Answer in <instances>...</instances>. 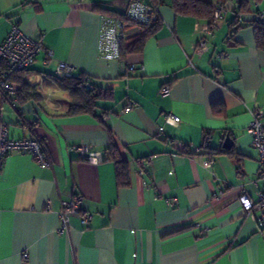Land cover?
Returning <instances> with one entry per match:
<instances>
[{
	"label": "crops",
	"instance_id": "obj_1",
	"mask_svg": "<svg viewBox=\"0 0 264 264\" xmlns=\"http://www.w3.org/2000/svg\"><path fill=\"white\" fill-rule=\"evenodd\" d=\"M108 1L0 0V42L18 22L51 51H40L24 73L35 99L13 102L0 93V127L13 139L37 138L50 160L41 166L14 152L2 160L0 264H264V227L238 201L264 191L246 131L252 111L264 110V49L252 23L264 1H250L240 19L228 10L207 48L197 50L209 22L176 14L164 0L161 26L142 51L106 60L97 52L95 7ZM128 1L114 0L116 9ZM137 32L134 26L125 35ZM61 62L68 74L57 71ZM80 73L112 89L113 99L93 113L66 115L70 98L53 76ZM167 113L179 121L165 123ZM226 136L235 155L222 146ZM110 137L127 160L124 186L104 153ZM205 137L224 152L208 154ZM78 144L95 159L81 157ZM74 194L82 196L81 209L60 233L61 201Z\"/></svg>",
	"mask_w": 264,
	"mask_h": 264
},
{
	"label": "built area",
	"instance_id": "obj_2",
	"mask_svg": "<svg viewBox=\"0 0 264 264\" xmlns=\"http://www.w3.org/2000/svg\"><path fill=\"white\" fill-rule=\"evenodd\" d=\"M237 0H225V2L213 1L212 4V20L206 26L200 28V39L197 50L207 48V37L212 31L224 20V15L232 8ZM109 6H115L114 0L108 1ZM128 18L146 24H153L158 18V7H152L141 0H129L125 7ZM239 14L237 18H241ZM252 19L264 24V8H257L252 12ZM124 23L108 15H101L99 25V35L97 52L99 57L106 60L120 59V45L124 33ZM44 50L41 40L25 34L18 22H13L4 39L0 42V61L7 64V70L0 72V93L11 96L13 102L17 101L15 87L11 84L7 77L12 72H17L30 67L40 51ZM46 57L51 56V51L44 50ZM219 57H225L224 52H219ZM136 66L130 65L127 70L133 71ZM57 71L68 74L71 67L66 63H59ZM170 93L169 86L163 84L160 88V94L167 96ZM179 117L167 113L164 115L165 123H176ZM163 130V126H159V131ZM247 133L251 137V145L257 151V160L260 165V175H264V110L254 109L252 118L246 128ZM76 150L79 155L86 159H95L92 152L89 151L86 144H78ZM29 153L34 160L41 166L50 165L46 152L42 143L37 138L13 139L7 135L6 126L0 127V167L3 158L9 153ZM205 166L210 165V161L203 162ZM253 200L247 193H242L238 197V201L242 209L250 216L260 227H264V191H256ZM82 196L74 194L67 200L61 201L59 211L60 228L59 232H66L68 229L69 218L79 213L82 204ZM91 219L90 214L85 213L81 216V222L87 226ZM22 258L27 260L26 252L22 254Z\"/></svg>",
	"mask_w": 264,
	"mask_h": 264
},
{
	"label": "trees",
	"instance_id": "obj_3",
	"mask_svg": "<svg viewBox=\"0 0 264 264\" xmlns=\"http://www.w3.org/2000/svg\"><path fill=\"white\" fill-rule=\"evenodd\" d=\"M142 2L152 6L158 7L164 0H141ZM170 6L176 14L191 15L198 19H204L208 22L212 20V4L214 0H168ZM218 2H225V0H216ZM250 1L260 3L264 0H237L231 9L237 19L239 14L245 12L246 7ZM129 2V1H128ZM95 10L100 15H108L121 20L124 23V33L120 45V58H124L128 54L139 53L142 51L146 40L154 34V32L161 26L160 16L155 23L146 24L139 21L132 20L127 17L125 9L119 11L115 6H109L108 2L105 5L96 6ZM255 29L256 45L264 49V24L252 19ZM137 27L138 32L131 36L125 35V30L130 27ZM29 68V67H28ZM17 72H12L8 75L7 80L14 85L16 97L19 102L27 101L36 98L35 87L31 86L25 79L24 73L28 69ZM7 70V64L0 61V72ZM53 80L63 90H65L70 98V103L66 110V115L77 113H93L98 107L99 102L113 99V90L110 88H103L90 82L89 78L80 73L78 75H63L53 76ZM4 97L9 98L6 93ZM105 111V110H104ZM202 148L208 149V154H217L224 152L222 150H214L208 144V138L205 137ZM190 152V151H185ZM105 155L113 160L115 164L116 178L118 185L124 186L128 184V165L127 160L122 154L120 144L114 138L110 137L107 146L104 149ZM226 153L235 155L232 147L226 150Z\"/></svg>",
	"mask_w": 264,
	"mask_h": 264
},
{
	"label": "water",
	"instance_id": "obj_4",
	"mask_svg": "<svg viewBox=\"0 0 264 264\" xmlns=\"http://www.w3.org/2000/svg\"><path fill=\"white\" fill-rule=\"evenodd\" d=\"M224 148H231L232 146V140L230 139L229 136H226L225 139H224V142H223V145H222Z\"/></svg>",
	"mask_w": 264,
	"mask_h": 264
},
{
	"label": "rangeland",
	"instance_id": "obj_5",
	"mask_svg": "<svg viewBox=\"0 0 264 264\" xmlns=\"http://www.w3.org/2000/svg\"><path fill=\"white\" fill-rule=\"evenodd\" d=\"M261 8H264V3H262V6H261Z\"/></svg>",
	"mask_w": 264,
	"mask_h": 264
}]
</instances>
